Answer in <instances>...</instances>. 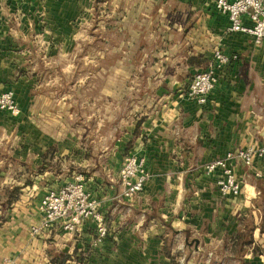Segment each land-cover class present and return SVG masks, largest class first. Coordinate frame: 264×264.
Segmentation results:
<instances>
[{
  "label": "crops",
  "instance_id": "obj_1",
  "mask_svg": "<svg viewBox=\"0 0 264 264\" xmlns=\"http://www.w3.org/2000/svg\"><path fill=\"white\" fill-rule=\"evenodd\" d=\"M228 24L215 0H0V91L19 107L0 109V264H264V156L227 159L236 196L203 173L264 146V39ZM218 49L238 59L199 105L184 89ZM130 153L148 175L127 199ZM81 165L105 236L92 219L31 234Z\"/></svg>",
  "mask_w": 264,
  "mask_h": 264
},
{
  "label": "built area",
  "instance_id": "obj_2",
  "mask_svg": "<svg viewBox=\"0 0 264 264\" xmlns=\"http://www.w3.org/2000/svg\"><path fill=\"white\" fill-rule=\"evenodd\" d=\"M216 8L226 14L229 20V32H242L251 36L254 44H260L264 39V0H215ZM246 17L249 24L242 21ZM238 59L237 54H225L215 50L212 60L196 71L184 91L185 95L199 105L207 102L208 96L218 83L223 68ZM0 109L12 115L19 113L14 91L6 89L0 91ZM264 156V146L250 145L234 152H228L223 158H216L204 164L203 173L206 175L219 170L215 184L222 195L236 196L241 191L240 181L237 179L227 159L238 158L245 165H251L255 157ZM119 182L122 186L123 198H132L144 185L148 175L145 158L134 153L126 155L119 169ZM97 200L85 185L82 174L75 175L72 181L49 188L45 191L38 204L41 215L40 221L30 227L33 235L49 232L55 225L63 230L77 231L79 226L87 220H96L97 235L102 238L106 234L104 219L98 211ZM175 264H187L186 255L180 252ZM205 264H209L207 260Z\"/></svg>",
  "mask_w": 264,
  "mask_h": 264
},
{
  "label": "rangeland",
  "instance_id": "obj_3",
  "mask_svg": "<svg viewBox=\"0 0 264 264\" xmlns=\"http://www.w3.org/2000/svg\"><path fill=\"white\" fill-rule=\"evenodd\" d=\"M90 69H87V68H84V67H82V68H80L79 70H78V72L76 73V76L77 77H79V78H82L83 76H85V75H88V73H90ZM78 87H76V89H77ZM78 93L80 92L79 90L77 91ZM79 167V169L78 170H76V173H75V175H77V174H83V176H84V178L86 177V172H84L83 170H81V169H85V167H88V166H83V165H81V166H78ZM120 167H121V165H120ZM120 169V168H119ZM64 173H66L65 171H63ZM119 172V171H118ZM74 175V176H75ZM85 181V180H84ZM67 182H69V181H65V182H60V183H62V184H64V183H67Z\"/></svg>",
  "mask_w": 264,
  "mask_h": 264
}]
</instances>
